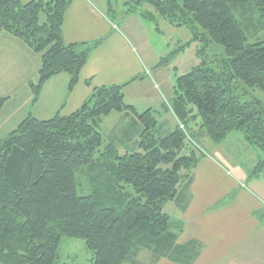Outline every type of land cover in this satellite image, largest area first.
Returning a JSON list of instances; mask_svg holds the SVG:
<instances>
[{
	"label": "trees",
	"instance_id": "trees-1",
	"mask_svg": "<svg viewBox=\"0 0 264 264\" xmlns=\"http://www.w3.org/2000/svg\"><path fill=\"white\" fill-rule=\"evenodd\" d=\"M72 1L0 0V33L40 55L37 84H30L36 93L62 73L70 93L100 42L63 43V17ZM128 11L186 27L194 39L220 46L225 59L219 65L203 59L177 78L171 111L179 124L171 131L150 110L139 114L126 104L124 85L93 88L69 115L23 119L0 140V264H53L63 237L82 240L91 264H139L142 250L149 264H193L202 246L178 244L170 229L180 234L182 226L162 211L167 201L179 200L180 181L202 157L187 142V136L196 139L189 123L198 118L196 133L215 144L240 132L264 151V111L245 96V88L264 95V0H136ZM254 14L252 42L241 20ZM6 101L0 97V110ZM113 112L130 115V128L102 134L100 123ZM85 167L90 187L80 195L76 174Z\"/></svg>",
	"mask_w": 264,
	"mask_h": 264
},
{
	"label": "rangeland",
	"instance_id": "rangeland-1",
	"mask_svg": "<svg viewBox=\"0 0 264 264\" xmlns=\"http://www.w3.org/2000/svg\"><path fill=\"white\" fill-rule=\"evenodd\" d=\"M92 1L101 6L103 12H105V16L110 20V24L115 27L114 30L122 32L133 43L134 48L141 45L144 46L143 49L145 51H141V56L144 59L145 65H147L144 71L147 73L148 79L144 81L141 87H131V90L135 94L140 90L142 94L144 92V95L141 93L131 95L133 96L131 99H135L138 96L135 99V104H133L137 113L141 114L146 110L148 106L144 100L147 99L151 101L149 106H151L153 110L151 112L158 124L164 122V126L167 124L171 127L173 125L177 126L179 123L171 111L172 91L177 78L185 75L193 67L199 65V62L203 59L214 60L219 65V62L225 59L223 49L218 45L205 44L203 41L200 42V40L194 39L186 27L169 25L165 20L158 17L155 20H148L147 18H142L138 12H127V9L132 8L136 0ZM142 7L144 10L151 11L148 5H143ZM257 18L258 15L254 14L252 17L246 18L244 16L243 20L240 19L244 32L252 42L256 37L252 35L254 31L251 24H254ZM43 20V16H40V22H43ZM262 36L258 35L257 37L262 38ZM262 40L264 41V37ZM200 49L202 50L201 55L198 56V50ZM37 55L40 57L39 54ZM157 62H159L158 66H155ZM54 77L56 78L54 83L45 85L46 87H50L44 94H40V90L36 93L30 87L29 91L19 89L10 96V101H6L0 110V140L4 139L23 119L28 117V115H23V111L25 110L23 103L27 102V99L31 105H29L30 107L27 110H30L32 114L37 110L36 117L43 118L41 111L46 109L49 103L51 104L56 88L60 87L61 78H68L64 73ZM37 81L38 76L34 84H37ZM245 90L246 98L264 111V95L255 90H248L246 88ZM59 94L61 95V100H63L68 98L69 92L68 90H60ZM37 98V104L32 108V104L36 103ZM126 100H129V95H127ZM124 114L123 112L109 114L102 119L100 123L101 127L106 132L112 127L123 126L124 117L126 116L128 121L130 118V115ZM21 116L23 117L20 118ZM198 126V118L189 123L188 127L195 129L194 136H196V139L192 140L193 143L189 139L190 136H187V142L195 149L197 148L196 150L200 153L201 151L208 153L206 151V141H212L203 131L196 133ZM103 137V145H105L108 140L105 135ZM227 138L226 143H223L219 147L222 154L214 156L221 163L227 178L222 183V187L226 188V191L220 197L215 207H228L224 208V210L228 211V213H224V215H228L229 217L228 222H222L220 230L223 232L229 231V233L241 237L253 231L251 223L246 221L247 216L251 215L253 219H258L259 222L257 224H259V228H264V151L249 146L244 141L243 135L240 132L230 133L224 140ZM117 145L119 146V154L122 155L124 151L121 150L119 143ZM196 167L193 169L190 178L181 180V184L191 182L192 174ZM89 176V170L86 167L76 174L77 190L80 195L87 193L89 190ZM129 191L132 192L131 188H129ZM162 211L172 221L177 222L178 225L176 226H182L179 221L174 219L176 212L174 200L167 201L163 205ZM170 231L176 234L177 238L181 234H179L180 231H177V227L176 230L173 229L172 231L170 229ZM56 255L57 258L53 264H91V253L80 239L61 238ZM135 260L139 264H149L151 261L150 254L142 250Z\"/></svg>",
	"mask_w": 264,
	"mask_h": 264
},
{
	"label": "crops",
	"instance_id": "crops-1",
	"mask_svg": "<svg viewBox=\"0 0 264 264\" xmlns=\"http://www.w3.org/2000/svg\"><path fill=\"white\" fill-rule=\"evenodd\" d=\"M31 1L22 0V3ZM107 5L109 6L108 3ZM114 28L101 6L92 0H73L63 17L61 27L63 43L79 45L100 42L90 50L87 62L80 71L78 82L67 99L61 100L59 94L60 90H67L68 78L64 77L61 78L60 87L56 88L51 104L49 103V106L41 111L43 118L36 117L37 110L33 114L27 110L31 106L28 99L23 103L25 108L23 115L32 116L38 120L49 119L57 113L69 115L90 97L93 88L110 85H124V101L135 109L133 104L138 96L131 99L133 97L131 95L135 94L131 87H141L148 79L144 71L147 65L141 56V51L145 49L143 45L134 48L133 43L122 32H116ZM40 62V57L25 47L22 42L5 33H0V97H7V101H10V96L16 90L29 91L30 84L36 82ZM158 63L155 66H158ZM55 79L52 77L43 84L39 93L44 94L50 87L45 85L54 83ZM138 93L142 94V91ZM127 95L129 100H126ZM37 101L38 98L36 103L32 104V108ZM144 101L148 106L146 110L153 111L149 106L151 101L147 99ZM124 120L120 128L127 130L130 128V121L126 116ZM160 124L169 131L176 127L168 124L164 126V122ZM114 129L115 127H112L105 132L103 127L100 128L102 134L106 135L114 132ZM227 140L228 138L221 144L206 141L208 153L201 151L202 157L192 174L191 182L180 186V198L178 201L174 200L176 206L174 219L183 226L177 242L183 244L194 240L202 246L193 264H264V228H259L258 219H253L251 215L246 217L253 231L245 236L239 237L229 231L220 230V224L228 222V215H224L228 213L224 208L228 207L215 206L226 191L222 183L227 178L221 163L214 156L222 154L219 147ZM156 264L175 263L161 259Z\"/></svg>",
	"mask_w": 264,
	"mask_h": 264
}]
</instances>
